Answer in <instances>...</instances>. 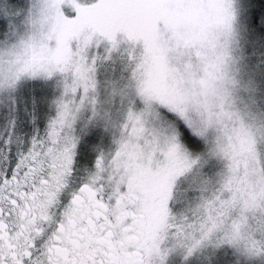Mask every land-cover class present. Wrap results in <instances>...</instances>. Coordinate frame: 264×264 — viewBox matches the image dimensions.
<instances>
[{
    "label": "snow or ice",
    "instance_id": "1",
    "mask_svg": "<svg viewBox=\"0 0 264 264\" xmlns=\"http://www.w3.org/2000/svg\"><path fill=\"white\" fill-rule=\"evenodd\" d=\"M0 264H264V0H0Z\"/></svg>",
    "mask_w": 264,
    "mask_h": 264
}]
</instances>
